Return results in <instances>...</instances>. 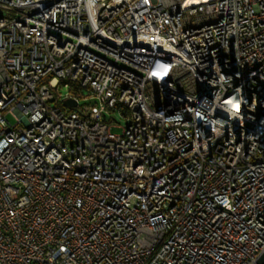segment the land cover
<instances>
[{
  "label": "built area",
  "instance_id": "built-area-1",
  "mask_svg": "<svg viewBox=\"0 0 264 264\" xmlns=\"http://www.w3.org/2000/svg\"><path fill=\"white\" fill-rule=\"evenodd\" d=\"M262 251L264 0H0V264Z\"/></svg>",
  "mask_w": 264,
  "mask_h": 264
},
{
  "label": "rangeland",
  "instance_id": "rangeland-1",
  "mask_svg": "<svg viewBox=\"0 0 264 264\" xmlns=\"http://www.w3.org/2000/svg\"><path fill=\"white\" fill-rule=\"evenodd\" d=\"M59 91H61L62 93H66L68 91V88L64 87V86H60L59 87ZM112 116H113V119L116 121V123H118L120 125H123L126 122V119L123 118L119 114L113 113ZM8 119L10 121H13L11 116H8ZM121 129H122L121 126H111L110 131L113 132V133H119L121 131Z\"/></svg>",
  "mask_w": 264,
  "mask_h": 264
},
{
  "label": "water",
  "instance_id": "water-1",
  "mask_svg": "<svg viewBox=\"0 0 264 264\" xmlns=\"http://www.w3.org/2000/svg\"><path fill=\"white\" fill-rule=\"evenodd\" d=\"M65 105H75V101L71 99H66L63 102ZM253 264H264V251H262L259 256L256 258Z\"/></svg>",
  "mask_w": 264,
  "mask_h": 264
},
{
  "label": "bare ground",
  "instance_id": "bare-ground-1",
  "mask_svg": "<svg viewBox=\"0 0 264 264\" xmlns=\"http://www.w3.org/2000/svg\"><path fill=\"white\" fill-rule=\"evenodd\" d=\"M193 1V0H192Z\"/></svg>",
  "mask_w": 264,
  "mask_h": 264
}]
</instances>
